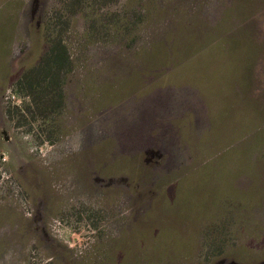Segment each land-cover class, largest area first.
<instances>
[{
  "label": "rangeland",
  "instance_id": "rangeland-1",
  "mask_svg": "<svg viewBox=\"0 0 264 264\" xmlns=\"http://www.w3.org/2000/svg\"><path fill=\"white\" fill-rule=\"evenodd\" d=\"M0 264H264V0H0Z\"/></svg>",
  "mask_w": 264,
  "mask_h": 264
},
{
  "label": "crops",
  "instance_id": "crops-1",
  "mask_svg": "<svg viewBox=\"0 0 264 264\" xmlns=\"http://www.w3.org/2000/svg\"><path fill=\"white\" fill-rule=\"evenodd\" d=\"M175 85H178V86H180L181 85V83H179V84H163V85H161V89H170L171 87H177V86H175ZM182 85H184V84H182ZM163 108H165L166 109V105H164V107ZM187 122H189V119L187 120Z\"/></svg>",
  "mask_w": 264,
  "mask_h": 264
}]
</instances>
